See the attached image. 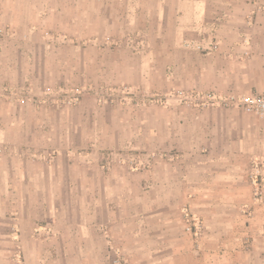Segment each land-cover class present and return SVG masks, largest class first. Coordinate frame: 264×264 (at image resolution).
Instances as JSON below:
<instances>
[{"label": "rangeland", "instance_id": "374dc122", "mask_svg": "<svg viewBox=\"0 0 264 264\" xmlns=\"http://www.w3.org/2000/svg\"><path fill=\"white\" fill-rule=\"evenodd\" d=\"M15 34L0 28V264H226L228 244L246 246L257 166L226 168L200 141L209 109L264 116L165 79L163 63L134 78L114 63L136 43L84 56L68 33L43 34L45 49L3 43Z\"/></svg>", "mask_w": 264, "mask_h": 264}, {"label": "crops", "instance_id": "0c3cea01", "mask_svg": "<svg viewBox=\"0 0 264 264\" xmlns=\"http://www.w3.org/2000/svg\"><path fill=\"white\" fill-rule=\"evenodd\" d=\"M0 28L9 36L16 33L3 43L32 39L44 49L46 33H68L77 42L72 38L67 47L79 50L72 43H83V51L75 52L84 56L91 43H136L130 60L116 54L114 63L124 64L136 79H147L145 73L150 79L156 64L163 63L165 79L189 89L264 95V0H0ZM197 45L206 51L195 50ZM112 51L102 52L110 56ZM104 57L103 75L111 66L108 55ZM84 63L87 71L96 68L89 57ZM207 113L211 121L203 125L210 134L203 131L200 142L215 145L219 160L228 162L223 166L255 163L264 171V118L230 108ZM262 197L258 214L244 220L246 246L228 244L226 264H264V191ZM236 224L232 219L228 230Z\"/></svg>", "mask_w": 264, "mask_h": 264}, {"label": "built area", "instance_id": "2783aa9c", "mask_svg": "<svg viewBox=\"0 0 264 264\" xmlns=\"http://www.w3.org/2000/svg\"><path fill=\"white\" fill-rule=\"evenodd\" d=\"M198 49L205 50V47L197 45ZM210 98H218L219 103L227 106H242L253 111L260 116H264V95L246 94V93H226L223 95H209ZM254 183L256 184V195L259 199L263 196L264 191V171L257 167V174Z\"/></svg>", "mask_w": 264, "mask_h": 264}]
</instances>
